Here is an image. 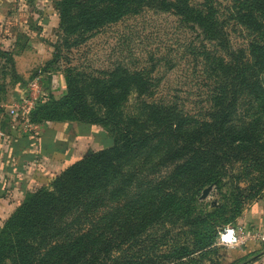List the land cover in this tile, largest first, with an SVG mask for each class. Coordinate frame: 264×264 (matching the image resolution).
Segmentation results:
<instances>
[{
  "label": "trees",
  "instance_id": "1",
  "mask_svg": "<svg viewBox=\"0 0 264 264\" xmlns=\"http://www.w3.org/2000/svg\"><path fill=\"white\" fill-rule=\"evenodd\" d=\"M57 4L60 27L70 33L143 8L171 11L201 27L228 58H207L213 82L204 118L175 103L144 101L137 113L125 114L128 94L148 87L140 74L120 67L107 79L70 73L63 95L37 100L31 123L100 124L111 144L25 197L0 228V264H203L216 248L224 204L201 207L202 190L231 177L238 211L264 192V41L232 50L209 3L203 9L189 0ZM238 18L254 33L264 32V0H243ZM238 162L257 174L246 188L233 171Z\"/></svg>",
  "mask_w": 264,
  "mask_h": 264
},
{
  "label": "rangeland",
  "instance_id": "2",
  "mask_svg": "<svg viewBox=\"0 0 264 264\" xmlns=\"http://www.w3.org/2000/svg\"><path fill=\"white\" fill-rule=\"evenodd\" d=\"M58 1L0 0V228L29 193L50 188L72 163L111 144L108 128L100 124L64 121L68 124L60 127H66L67 136L49 142L53 137L45 131L50 121L30 122L37 100L66 92L68 74L107 79L109 72L120 67L140 74L148 84L145 92L128 94L123 102L125 114L137 113L144 101L175 103L183 112L204 118L211 108L213 82L207 58H228L227 51L206 38L197 24L159 9L143 8L90 31L67 32L60 27ZM189 3L199 9L212 5L232 50L247 49L254 39L264 41V32L254 33L240 23L243 0ZM35 78L39 90L29 86ZM31 95L36 100L33 106L26 105V109L31 106L28 113L9 114L13 103L29 101ZM15 138L21 139L14 144ZM247 167L240 162L234 165L242 188L256 174ZM232 185L233 179L227 176L206 198H198L204 208L213 202L224 204L216 220L221 224L216 248L202 263L264 264V192L246 199L238 211ZM228 229L235 237L222 241L221 234ZM168 249L161 247L163 252Z\"/></svg>",
  "mask_w": 264,
  "mask_h": 264
},
{
  "label": "built area",
  "instance_id": "3",
  "mask_svg": "<svg viewBox=\"0 0 264 264\" xmlns=\"http://www.w3.org/2000/svg\"><path fill=\"white\" fill-rule=\"evenodd\" d=\"M29 86H31V89H38L39 90V83H38V79L35 78V79H32L31 82L29 83ZM31 100L29 101H19V102H16V103H13L10 107H9V114L14 116L17 114L18 111L20 110H24L23 112L25 113H28L29 110H30V107L34 105L35 103V97H32L31 95ZM31 105L28 109H26V105ZM28 126H30V124H28ZM234 231L233 230H226L224 233L221 234V239L222 241H225V242H230L232 240V238L235 237L234 235Z\"/></svg>",
  "mask_w": 264,
  "mask_h": 264
},
{
  "label": "crops",
  "instance_id": "4",
  "mask_svg": "<svg viewBox=\"0 0 264 264\" xmlns=\"http://www.w3.org/2000/svg\"><path fill=\"white\" fill-rule=\"evenodd\" d=\"M61 124H68V123H62V122H49L48 126L46 127L47 130L45 131V133H50L51 134V137L52 138V141H51V138H50V141L49 142H55V141H58L59 139L60 140H64V138L67 136V132H66V127L65 128H62L61 129ZM32 126V124H30ZM67 126V125H65ZM36 127V126H34ZM54 134V136H52ZM23 138V137H21ZM19 138V139H21ZM19 139H16L13 141L15 142L14 144H16V142L19 140ZM60 142V141H59Z\"/></svg>",
  "mask_w": 264,
  "mask_h": 264
},
{
  "label": "water",
  "instance_id": "5",
  "mask_svg": "<svg viewBox=\"0 0 264 264\" xmlns=\"http://www.w3.org/2000/svg\"><path fill=\"white\" fill-rule=\"evenodd\" d=\"M212 188H213V184H210V185H208L207 187H205L203 190H202V193H201V195H200V199H204V198H206L208 195H209V193H210V191L212 190ZM215 205V203L213 202L212 204H211V207H213Z\"/></svg>",
  "mask_w": 264,
  "mask_h": 264
}]
</instances>
